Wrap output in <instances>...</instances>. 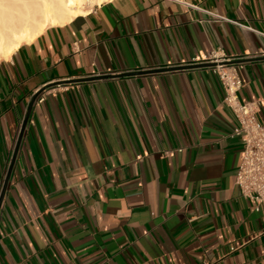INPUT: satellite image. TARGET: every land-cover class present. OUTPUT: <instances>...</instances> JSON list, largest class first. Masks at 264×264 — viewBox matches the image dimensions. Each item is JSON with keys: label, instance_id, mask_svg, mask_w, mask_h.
<instances>
[{"label": "crops", "instance_id": "obj_1", "mask_svg": "<svg viewBox=\"0 0 264 264\" xmlns=\"http://www.w3.org/2000/svg\"><path fill=\"white\" fill-rule=\"evenodd\" d=\"M214 48L260 55L236 68L240 100H263L264 0H107L0 62V195L44 90L0 212V264H264L219 77L118 76Z\"/></svg>", "mask_w": 264, "mask_h": 264}, {"label": "built area", "instance_id": "obj_2", "mask_svg": "<svg viewBox=\"0 0 264 264\" xmlns=\"http://www.w3.org/2000/svg\"><path fill=\"white\" fill-rule=\"evenodd\" d=\"M215 17L219 20L224 19L217 15ZM259 56H230L222 49L214 48L202 57L193 58L190 62H185L180 66L213 65L209 68L219 77L225 92L224 102L238 120L235 133L243 141L236 185L243 198L253 201L256 211L264 214V124L258 118L260 107L264 105V99L253 102L240 100L239 91L243 82L236 68L240 60Z\"/></svg>", "mask_w": 264, "mask_h": 264}, {"label": "bare ground", "instance_id": "obj_3", "mask_svg": "<svg viewBox=\"0 0 264 264\" xmlns=\"http://www.w3.org/2000/svg\"><path fill=\"white\" fill-rule=\"evenodd\" d=\"M107 0H0V62L52 25L87 14Z\"/></svg>", "mask_w": 264, "mask_h": 264}, {"label": "water", "instance_id": "obj_4", "mask_svg": "<svg viewBox=\"0 0 264 264\" xmlns=\"http://www.w3.org/2000/svg\"><path fill=\"white\" fill-rule=\"evenodd\" d=\"M212 66H213L212 64H204V65H199V66L198 65H196V66H175V67H170V68H166V69H159V70H149V71H139V72H132V73H124V74H120L118 76H120V77L130 76V75L131 76L132 75L135 76V75H142V74H147V73H152V72L174 71V70H179V69L181 70V69L203 68V67H212ZM105 77H110V76H101L99 78H105ZM99 78H97V77H95V78H85V79H81V80H72V81H74V82H77V81H91V80H95V79H99ZM43 91L44 90H41V91H39L38 93H36L34 95L33 100H32V102L30 104L29 110H28V114H27V116H26V118L24 120L22 129H21V132H20L17 144H16L14 155H13V158H12L9 170H8V174H7V177L5 179V183H4L1 195H0V212H1V209H2L3 201H4V198L6 196L8 185H9V182H10V179H11V176H12V172H13L16 160H17V156H18L21 144H22V140H23V137H24V134H25V130H26V127L28 125V122H29V119H30V116H31V113H32V110H33V107H34V104L37 101V99L40 97V95L42 94Z\"/></svg>", "mask_w": 264, "mask_h": 264}, {"label": "rangeland", "instance_id": "obj_5", "mask_svg": "<svg viewBox=\"0 0 264 264\" xmlns=\"http://www.w3.org/2000/svg\"><path fill=\"white\" fill-rule=\"evenodd\" d=\"M95 6H97V4L92 5V7H90V10H92Z\"/></svg>", "mask_w": 264, "mask_h": 264}]
</instances>
